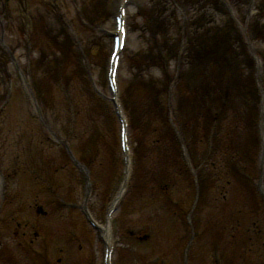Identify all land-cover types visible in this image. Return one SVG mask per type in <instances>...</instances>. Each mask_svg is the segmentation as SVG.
Here are the masks:
<instances>
[{
    "label": "rangeland",
    "instance_id": "rangeland-1",
    "mask_svg": "<svg viewBox=\"0 0 264 264\" xmlns=\"http://www.w3.org/2000/svg\"><path fill=\"white\" fill-rule=\"evenodd\" d=\"M7 3V11L5 15L10 16L6 18V28L9 30V25H15V33L9 31L10 34H7V38L10 42H12L16 46L19 42L16 38V32L19 35L20 29L23 30L20 25H16V18L19 16L21 19H25L26 25H28V29L34 30L31 26L35 22L37 27H41L43 31L45 30L46 35L48 38L52 39L55 43L56 51L57 49H61L65 56L72 55L71 58L72 62H70L71 68L62 70L65 74L68 73L70 77L68 83H70L73 93L78 100L81 98H85V105L83 108L80 109V117L78 118L81 126L76 127L75 135L79 136L76 137L75 143L81 149L82 145L88 144L92 145V148H95L94 152H91L90 155L93 153H99L100 149L94 140L99 139L101 143H103V149L105 147L104 155L102 153V159L99 164H92V170L95 171L96 174H100L101 178L103 179L104 183L111 181V185H115L117 173H118V162H117V154L115 151V142H114V135H115V127L113 121L111 120L110 116L105 113V108L103 102L97 99L95 93H92L90 100H86L85 93L88 92V86L86 83L85 77L79 72L78 66L75 62V57L78 55L79 49L84 54L86 60L89 62V70L92 73V79L95 87L102 91L104 90L103 87V80H102V63H104L105 54L107 53L108 48V41L106 38H103L98 31H96V24L102 22L103 24H109V18L105 12V7L107 0H59L53 2L51 4H47L49 0H8ZM12 1V3H10ZM23 3V7L21 6ZM246 0H231L233 4L232 12L234 14V19L228 18L226 13L224 12L220 0H199V6L195 3V0H176L174 3L177 7L180 5H185L186 7H190L192 9V16H193V24L189 26L186 34L183 35L181 27H179V19L178 13L173 9V7L168 4L165 0H147L144 3V8L141 10L140 13L134 12V8L131 9L132 11V18L130 20V31H129V38H128V45L126 51L122 58V64L119 71L120 81L124 86L123 89V97L125 98L126 104L129 109H133V121L136 120V111L139 110V114H146L151 118V115L155 114V107L156 103L151 102L148 106L141 108L143 106V102H146V97L142 93L140 100H138V109L133 107V85L134 82L140 81L139 84L142 87H150L152 89L153 95L156 96L161 102L163 101L164 91L167 85V79L164 80V76L170 77L174 74V66H173V59L174 56L176 57L178 54L181 53L184 55L185 59L191 57V48L193 50V46L200 45L199 48V60L201 58L202 52L205 48L210 47L209 54L219 58H223L231 70V72L223 74L225 75L228 80L231 81L234 77L239 78L240 83V91L242 93V98L239 102H237L238 106L242 107L246 102V90L250 87V81L247 79L248 76L252 75L254 72L250 71L252 64L247 62V53L244 47V44L238 38V28H245L246 22L248 19L245 17V21L243 19V5ZM54 4V5H53ZM1 0H0V7H1ZM55 6V7H54ZM3 7V6H2ZM67 15V17L64 16ZM86 15V17H85ZM5 17V16H4ZM85 17L92 20L89 26H82L79 24L80 20ZM87 23V20H85ZM87 23V24H88ZM54 25L52 31H48L49 25ZM248 25L245 29L248 30L250 36L256 40V55L260 57L262 63L264 62V0H258L254 15L249 19ZM211 28L216 29L218 31H222L224 34L223 38H219L216 34L211 32ZM38 33V32H37ZM37 36H39L37 34ZM189 38L190 40H188ZM6 40L8 43L9 41ZM206 41V43L204 42ZM41 44V43H39ZM179 46V49H178ZM26 46L20 48V51H25ZM12 50V47L10 48ZM159 50L164 52V57L159 54ZM20 53V52H19ZM161 53V52H160ZM160 55V56H157ZM162 54V53H161ZM52 59V57H50ZM162 58H165L166 62L172 63V68H169L170 73H165L163 71L164 67L161 68L162 62L164 61ZM198 59L193 60L194 63L197 64ZM7 62V60L5 59ZM28 60L22 58L21 61V70L23 73L26 71V63ZM55 64V62L53 61ZM191 63V62H190ZM220 61L211 62L206 65L207 74L205 76H209L215 74L218 76L222 74L220 71ZM195 64V65H196ZM8 71L11 75H14L15 72L8 62L5 64ZM56 65V64H55ZM53 66V65H52ZM4 67V66H3ZM5 69V67H4ZM201 74H202V66H200ZM192 70V69H191ZM188 71V76L190 75V71ZM28 71V68H27ZM197 72V74H196ZM31 73V72H30ZM195 79L196 82H199V77L202 75L199 74L197 67L195 66ZM32 75V74H31ZM16 76V74H15ZM234 76V77H232ZM27 77V72H26ZM264 77V74H263ZM202 78V77H201ZM37 80L43 82V75L40 72H37ZM235 81V79H233ZM252 81V80H251ZM130 83V84H127ZM136 85V84H135ZM132 94V95H131ZM239 94H237L238 97ZM234 96V95H233ZM132 97V98H131ZM238 99V98H237ZM51 102V101H50ZM49 102V103H50ZM20 103L18 102L17 105ZM60 108V105H58ZM54 107V106H53ZM60 110V109H59ZM89 112H86L88 111ZM61 111V110H60ZM17 112V111H16ZM63 113V112H62ZM241 113L247 114V110L243 107ZM249 113V112H248ZM48 120L50 123L55 122V117H51L49 114V110L47 111ZM250 114V113H249ZM211 120H209V123ZM241 122V119L238 123ZM225 126L222 128L221 134L224 132V136H220L219 140H223L225 142L231 140L232 147L226 145L221 147V150H216V155L214 156V161L205 160V158L200 159L201 155H199V162L202 160V165L199 167V183L201 187V200L202 199H210V202L216 204L218 202L217 192L222 187V185L229 181L231 175L228 170L232 171L235 175V180H240L238 176H240V172L250 171V165L246 163V166H242L241 163L245 161L246 156L243 154L244 152L250 155L255 156L257 143L255 139V135L248 139L246 138L245 132L241 126H234L232 128L229 127L225 120ZM52 128L58 127V124H53ZM248 126V125H247ZM199 127H201V121H199ZM229 128V133L226 134V131ZM41 129H38L40 132ZM234 131V132H233ZM252 132V130H251ZM89 134V138L83 142H81L84 135ZM165 133L158 130H153L151 132L152 138L155 137H162ZM219 134V135H221ZM264 135V134H263ZM141 134L137 130V126L133 131V139L135 142V150L137 151V155L141 151L143 153V144L140 141ZM95 137V138H94ZM246 138V141L243 139ZM106 139V140H105ZM202 139H204L203 132H199V144L203 147ZM164 136L161 141H158L155 148L161 149L164 148ZM262 141V137H259L258 143L260 144ZM247 142V143H246ZM114 149L113 153L110 146ZM233 143V144H232ZM94 145V146H93ZM253 147V148H251ZM250 148V149H249ZM218 149V148H217ZM248 150V152H247ZM231 151H242L240 158L237 160L236 157V164H230L229 159V152ZM204 153V148H203ZM83 157L87 158V153H82ZM51 157V154H50ZM5 164H8V158L4 159ZM215 163H217L215 165ZM50 166H56L57 163H49ZM215 167V168H214ZM244 169H243V168ZM53 167H50L52 169ZM49 169V170H50ZM47 172V171H45ZM256 178L254 182H258L262 180V173L261 169L257 172ZM249 174V173H248ZM47 175L51 178L50 181L53 185L64 187L62 186V181L59 178L60 175H55L53 172H47ZM238 175V176H237ZM48 176H46L48 178ZM77 173L69 174L68 180L70 179L72 188H70V193H73L72 201L75 199L77 200L79 194V187H78V177ZM60 179V180H57ZM98 180V177H97ZM100 182V180H99ZM111 186V187H112ZM227 190V193L224 194L225 198L228 197L229 201L233 199L235 194L234 190H231L229 185H224ZM110 187V189H111ZM234 185L233 188H235ZM109 189V190H110ZM236 189V188H235ZM61 193H65L66 189L60 191ZM108 192V191H107ZM241 192H244L243 190ZM40 199L37 203H44L42 204L45 210L52 208L49 204L48 199H44L41 193ZM246 194L239 193L237 195V206L241 207L243 212L235 213L233 217L228 215L226 212V222L225 227L223 229L220 228L219 233L217 229V224L212 219L208 221V228L211 236L219 235V237H223L224 232L226 234H232L237 236L235 244V250L240 254L235 257L241 260V264H247L249 260L252 262H262L264 261V207H260L262 205L258 201V197L254 195V197H248ZM29 202L26 204L31 203L30 196ZM225 201V200H224ZM220 202L218 207L221 209H226L227 206H223ZM201 202L199 204V216L201 215L204 217L206 214L207 207L201 206ZM13 207L5 213L4 220L7 221L9 217L14 216ZM92 206L96 213H101V207L99 205V198L95 197L92 200ZM11 207V206H10ZM72 209V208H71ZM65 209L61 210L62 217L68 219L67 227L65 229L73 228L72 222L69 219L75 220L77 219V212L75 209ZM237 210V209H236ZM212 209L207 212V214L212 213ZM216 213V212H215ZM220 216L215 219L218 220L217 222L220 223L222 226L223 224V212H219ZM60 214V213H59ZM59 214L55 216H60ZM67 217H66V216ZM9 216V217H8ZM54 216V217H55ZM8 217V218H7ZM75 217V218H74ZM3 220V218H2ZM43 220V219H42ZM76 221V220H75ZM78 221V219H77ZM58 224L60 221L56 220ZM8 223H0V230L5 231V229H11V227H7ZM232 228L235 230L232 231ZM91 233V232H89ZM90 238H84V244L82 246L83 252L79 253L78 256L82 259L78 264H97L98 259V252L96 247V242L94 238L92 239V235L89 234ZM257 236L258 238H256ZM262 238V239H261ZM90 241H86V240ZM258 239V240H257ZM257 240V243H256ZM235 242V243H236ZM78 245V244H77ZM253 245L255 248L251 249L250 246ZM249 250V251H247ZM245 251V252H244ZM119 258L123 254L122 250H119ZM229 255V254H228ZM231 255V254H230ZM229 255V256H230ZM37 256H31L32 262L37 261L39 263V258ZM12 262L16 263V257H11ZM86 260V261H85ZM85 261V262H84ZM122 264V263H121ZM249 264V263H248Z\"/></svg>",
    "mask_w": 264,
    "mask_h": 264
}]
</instances>
